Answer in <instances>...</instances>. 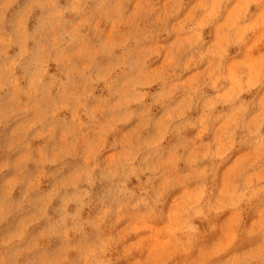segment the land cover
Returning a JSON list of instances; mask_svg holds the SVG:
<instances>
[{
    "label": "rangeland",
    "instance_id": "1",
    "mask_svg": "<svg viewBox=\"0 0 264 264\" xmlns=\"http://www.w3.org/2000/svg\"><path fill=\"white\" fill-rule=\"evenodd\" d=\"M0 264H264V0H0Z\"/></svg>",
    "mask_w": 264,
    "mask_h": 264
}]
</instances>
